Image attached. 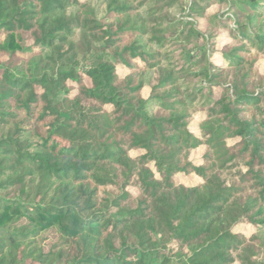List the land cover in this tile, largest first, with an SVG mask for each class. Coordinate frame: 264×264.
<instances>
[{
    "label": "trees",
    "instance_id": "1",
    "mask_svg": "<svg viewBox=\"0 0 264 264\" xmlns=\"http://www.w3.org/2000/svg\"><path fill=\"white\" fill-rule=\"evenodd\" d=\"M189 1L0 0V264H264V0Z\"/></svg>",
    "mask_w": 264,
    "mask_h": 264
},
{
    "label": "rangeland",
    "instance_id": "2",
    "mask_svg": "<svg viewBox=\"0 0 264 264\" xmlns=\"http://www.w3.org/2000/svg\"><path fill=\"white\" fill-rule=\"evenodd\" d=\"M187 3H189V0H186ZM206 1H203L200 3L201 6H205L206 5V9L204 10L206 13H209L210 15L212 14H217L224 15V12L227 10V8L223 5H218L216 3H211V1H209L210 4H205ZM204 8V7H201ZM180 11V10H179ZM179 13V12H178ZM222 16V15H221ZM197 21L199 23V27L202 28L203 30L206 29H210L212 31L213 29V22L210 18H208L207 16H203V15H197ZM225 35H227V32H223L220 33V36H222L221 40L222 42H219L216 47L219 50L213 57V60L216 61L217 63H223L224 59L222 57V54L220 52V50L222 49L223 45L228 42V37H226ZM258 70L260 72L264 71V61H260L258 62ZM128 71V69L124 66H119V73L121 75L126 74ZM203 118L202 114H197L194 117L193 122L191 123V128L194 131H197L196 129L198 128V123L201 121V119ZM205 152V147L204 146H200L197 149H195L192 154H191V159H193L196 162H200L202 160V157L204 155ZM176 180H178L181 183H185V184H192L195 182L199 181V178L192 176V175H185V174H178L176 175ZM256 227L252 226V225H248L242 228V231H244L247 234H252L256 231ZM262 233H264V229L261 231ZM47 235H49L50 237H56V231L52 230V231H48Z\"/></svg>",
    "mask_w": 264,
    "mask_h": 264
}]
</instances>
